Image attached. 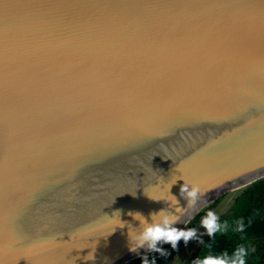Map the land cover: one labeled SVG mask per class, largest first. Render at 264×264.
I'll return each mask as SVG.
<instances>
[{
  "label": "water",
  "instance_id": "water-1",
  "mask_svg": "<svg viewBox=\"0 0 264 264\" xmlns=\"http://www.w3.org/2000/svg\"><path fill=\"white\" fill-rule=\"evenodd\" d=\"M262 177L261 0H0V264H124L129 211Z\"/></svg>",
  "mask_w": 264,
  "mask_h": 264
},
{
  "label": "clouds",
  "instance_id": "clouds-1",
  "mask_svg": "<svg viewBox=\"0 0 264 264\" xmlns=\"http://www.w3.org/2000/svg\"><path fill=\"white\" fill-rule=\"evenodd\" d=\"M179 179L184 181L180 186V195L187 200L186 204L191 208L197 204L202 196V190L199 185L185 182L182 174L175 177L170 188L172 185L176 184ZM128 193L135 195V191ZM149 197L155 201H160L158 198ZM178 203L177 197L172 195L171 201L168 202V208H160L159 210L151 211L147 217L140 211L128 212L129 216L139 221L138 227H129V251L138 253L141 248L147 250L141 256V264H156V258L153 256L150 260L148 252H157L165 257L169 255L168 250L160 246L164 243H169L172 249H177L178 242L181 240H183L185 245H187L190 240H196L202 244L205 242L203 240L205 234L209 237H213L217 233L228 232L230 227H232V230L235 232L243 233L247 227L243 217L237 219L233 226H230L227 221L221 222L218 214L212 209L207 210L206 214L203 215L200 220V225L205 230L204 232H200L196 227H177V224L181 223L180 214H182L185 209L181 207L178 208L175 213H170L169 208L178 205ZM120 221L122 220L120 219ZM122 222L124 223L119 224L121 227L127 223V221ZM248 223H251V220H249ZM249 251V247L241 243L231 254L227 251L220 254H212L210 252L207 255L196 257L192 261V264H247Z\"/></svg>",
  "mask_w": 264,
  "mask_h": 264
},
{
  "label": "trees",
  "instance_id": "trees-1",
  "mask_svg": "<svg viewBox=\"0 0 264 264\" xmlns=\"http://www.w3.org/2000/svg\"><path fill=\"white\" fill-rule=\"evenodd\" d=\"M224 195L225 193L203 207L186 224V227L197 228L207 210L212 209ZM240 217L245 219L247 225L243 233L235 232L230 227L226 233H217L213 237L205 235L203 237L205 242L202 244L199 243L182 264H192V261L196 257L207 255L210 252L212 254H220L227 251L231 254L241 243L250 249L247 264H264V177L241 188L239 193L234 197L229 210L219 216L221 222L227 221L230 226H233L234 222ZM249 220H251V223H248ZM161 246L168 250L169 255L165 257L157 252H148V257L151 260L154 256L156 258V264H170L179 252V249L185 246V244L181 240L178 242L177 249H172L169 243ZM141 256L124 264H141Z\"/></svg>",
  "mask_w": 264,
  "mask_h": 264
},
{
  "label": "rangeland",
  "instance_id": "rangeland-1",
  "mask_svg": "<svg viewBox=\"0 0 264 264\" xmlns=\"http://www.w3.org/2000/svg\"><path fill=\"white\" fill-rule=\"evenodd\" d=\"M240 190H241V188L236 189V190H228L227 192H225V195L223 196V198L213 206L212 210L215 211L218 214V216H220L221 214L228 211L232 202H233L234 197L239 193ZM197 228L199 229L200 232L205 231L203 229V227L200 225V223H199ZM198 244H199L198 241L190 240L187 245H185L179 249V252L173 258V260L170 262V264H182L187 259V257L192 252V250Z\"/></svg>",
  "mask_w": 264,
  "mask_h": 264
},
{
  "label": "snow or ice",
  "instance_id": "snow-or-ice-1",
  "mask_svg": "<svg viewBox=\"0 0 264 264\" xmlns=\"http://www.w3.org/2000/svg\"><path fill=\"white\" fill-rule=\"evenodd\" d=\"M261 3L264 4V0H261Z\"/></svg>",
  "mask_w": 264,
  "mask_h": 264
}]
</instances>
